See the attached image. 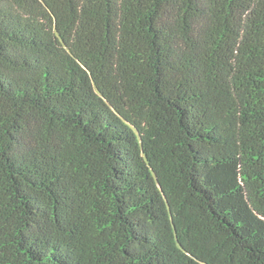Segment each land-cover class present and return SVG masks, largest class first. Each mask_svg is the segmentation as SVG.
<instances>
[{"label":"trees","instance_id":"obj_1","mask_svg":"<svg viewBox=\"0 0 264 264\" xmlns=\"http://www.w3.org/2000/svg\"><path fill=\"white\" fill-rule=\"evenodd\" d=\"M0 264H264V0H0Z\"/></svg>","mask_w":264,"mask_h":264}]
</instances>
